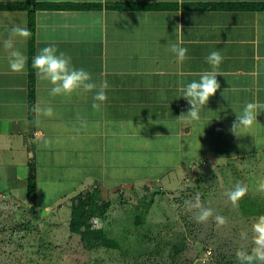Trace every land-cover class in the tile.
I'll list each match as a JSON object with an SVG mask.
<instances>
[{
  "label": "crops",
  "instance_id": "crops-1",
  "mask_svg": "<svg viewBox=\"0 0 264 264\" xmlns=\"http://www.w3.org/2000/svg\"><path fill=\"white\" fill-rule=\"evenodd\" d=\"M25 1L0 0V4ZM35 2L94 3L99 7L47 10L31 5L29 12L0 8V179L10 185V192L26 185L28 166L35 160L37 193L38 182L49 177L38 171L43 165L89 166V156L97 150L141 154L140 160L146 163L153 161L154 152L168 147L174 157L182 149L192 153L203 139L208 151H247L250 146L264 145V113L242 137L230 131L236 113L246 103H264V0ZM113 3L170 6H107ZM30 18L32 42L17 38L15 43L27 56L26 70L13 73L3 41L15 25L28 29ZM172 44L187 48L189 59L178 62L169 50ZM50 45L69 56L75 68L88 71L97 89L71 97L51 96L52 85L39 79L30 63V58ZM212 51L223 56L216 69L220 89L201 109L200 120L185 124L179 116L187 114L190 105L182 97V89L199 81L202 72L212 70L206 62ZM104 80L109 84L107 100L100 110H94L93 96ZM37 106H50L53 116L37 117ZM120 159L121 166L130 164V159ZM98 162H106L105 156ZM24 164L26 170L18 173L17 168Z\"/></svg>",
  "mask_w": 264,
  "mask_h": 264
},
{
  "label": "rangeland",
  "instance_id": "rangeland-1",
  "mask_svg": "<svg viewBox=\"0 0 264 264\" xmlns=\"http://www.w3.org/2000/svg\"><path fill=\"white\" fill-rule=\"evenodd\" d=\"M206 143L197 142L192 153L175 152L177 157L168 147L146 163L141 154L97 150L89 166L43 165L38 171L49 177L38 182L35 195H27V178L11 192L0 179V264H239L236 251H250L251 224L264 215V192L257 191L264 181V145L208 151ZM100 155L106 162H98ZM120 158L130 164L121 166ZM237 182L248 192L233 206L225 193ZM94 188L99 202L110 205L93 227H102L117 248L90 250L69 230L73 197ZM197 195L227 224L217 226L214 217L197 222L196 210L189 209Z\"/></svg>",
  "mask_w": 264,
  "mask_h": 264
},
{
  "label": "clouds",
  "instance_id": "clouds-1",
  "mask_svg": "<svg viewBox=\"0 0 264 264\" xmlns=\"http://www.w3.org/2000/svg\"><path fill=\"white\" fill-rule=\"evenodd\" d=\"M31 33L26 26L21 27L15 25L11 28L7 39L3 41V47L7 51L9 68L13 73H23L26 70L27 56L15 47L16 39L26 43ZM175 54L178 62L183 63L189 59L188 49L178 44H172L170 49ZM223 61V56L219 51H212L206 57V62L211 66V71H204L200 74L199 81H191L183 89V98L190 105L187 114H181L185 124L200 120V111L208 104L210 97L214 96L220 83L217 80L219 73L216 71ZM32 68L35 69L37 76L42 81H47L52 85L49 94L51 96L71 97L73 93L93 92L97 89V84L92 81L91 74L83 68H75L71 63V58L64 52H58L54 45L44 47L39 50L38 54L32 60ZM109 88L107 80L99 85V90L93 96L94 103L92 108L100 110L103 103L107 100L106 91ZM37 117L43 115L45 117L53 116V109L50 106L35 108ZM264 113V103L259 101L248 102L243 107L242 112L236 113V119L231 126V133L240 138L244 134L250 132L252 126L257 124V117ZM142 127V125L140 126ZM264 192V181H261L257 189ZM248 192L246 186L237 182L235 186L226 191L225 195L228 201L236 206ZM189 209H195V219L197 222L205 223L214 217L217 226L227 224V219L221 215H215L211 208L202 205L199 195L195 201L189 204ZM251 241L252 247L249 250H237L235 255L239 264H264V215L258 216L251 224ZM245 237L247 233L242 234Z\"/></svg>",
  "mask_w": 264,
  "mask_h": 264
},
{
  "label": "trees",
  "instance_id": "trees-1",
  "mask_svg": "<svg viewBox=\"0 0 264 264\" xmlns=\"http://www.w3.org/2000/svg\"><path fill=\"white\" fill-rule=\"evenodd\" d=\"M33 5L35 8L47 9V10H76V9H92L99 7L98 4L94 3H72V2H42L36 3L35 0H26L20 3H11L8 5L0 4V8H9L10 10H27L30 11V6ZM112 9H155L157 7H168L170 5H136L133 3H113L107 5ZM185 7H188L186 5ZM229 7V6H226ZM28 30L31 33L30 43L32 42L33 35V18H30ZM32 45V44H31ZM30 45V46H31ZM30 63L32 60L30 58ZM29 173L27 176L28 182L26 186L27 195H35L36 185L35 176L33 173L32 166H30ZM97 189L94 188L93 192H78L73 197V202L70 208V216L68 227L71 232L78 234L82 244L92 250L96 247L104 248H117L118 244L113 239L108 237L107 232L102 228H96L94 221L101 222L105 216L107 209L109 208V202H99ZM3 195V193L1 194Z\"/></svg>",
  "mask_w": 264,
  "mask_h": 264
},
{
  "label": "built area",
  "instance_id": "built-area-1",
  "mask_svg": "<svg viewBox=\"0 0 264 264\" xmlns=\"http://www.w3.org/2000/svg\"><path fill=\"white\" fill-rule=\"evenodd\" d=\"M0 196H2V195L0 194Z\"/></svg>",
  "mask_w": 264,
  "mask_h": 264
}]
</instances>
